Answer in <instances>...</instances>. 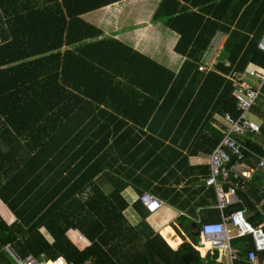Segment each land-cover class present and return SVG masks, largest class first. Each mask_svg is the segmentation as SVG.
Wrapping results in <instances>:
<instances>
[{"label":"trees","instance_id":"obj_1","mask_svg":"<svg viewBox=\"0 0 264 264\" xmlns=\"http://www.w3.org/2000/svg\"><path fill=\"white\" fill-rule=\"evenodd\" d=\"M115 1L118 0H0V169L4 168L0 172V199L16 217L10 224L0 217V264H13L5 250L7 246L19 258L31 255L53 260L61 256L72 264L87 260L89 264H204L188 241L183 240L172 249L145 221L130 225L122 214L125 204L119 190L107 197L93 183L100 169L102 142L72 141L75 126L86 120V115L80 116L77 111L91 108L86 97L98 99L106 89L107 56L129 58L134 53L138 56L135 58H141L119 40L103 38L100 29L81 18L82 14ZM259 1L220 0L216 4L217 8L230 10L233 18L237 16L238 30L229 32L221 55L236 71H243L247 62L264 67V52L256 47L262 32H254L253 40L245 45L247 34L239 31L246 28L251 16H256L255 22L264 12V3L258 6ZM174 4L172 0H163L152 20L181 34L176 51L187 54L193 61L189 66L197 70L196 62L219 26L207 20L201 28L206 36L200 34L188 46L193 31L188 32L191 28L185 17L175 16ZM189 16L193 18L194 14ZM197 21L198 27L200 16ZM207 25H211V33ZM187 47L190 49L186 53ZM142 58L153 68L161 69L150 59ZM221 103H227V112L237 114L230 96L226 94ZM72 112L79 116L70 119ZM218 143H212V151ZM241 143V163L252 165L264 157V150L249 136ZM16 158L19 161L14 164ZM77 161L71 169L70 164ZM234 163L231 158L228 166ZM39 167H46L45 185ZM67 169L64 181L57 183V177ZM72 178L76 180L68 189ZM44 186L56 189V193L65 189L66 194L57 202L48 204L45 200L43 204L38 195ZM244 188L237 190L239 196L249 195L259 203L264 182L255 180ZM87 190L90 194L86 199H74V194L82 195ZM252 192L260 196L253 197ZM248 213L247 221L264 232V202L256 209L249 207ZM40 227L50 235L51 242ZM69 229L77 230L78 238H84L89 245L76 246L66 235ZM167 242L174 245L168 238ZM230 244L239 251V260L234 264H249L251 240L234 238ZM216 256V252L212 256L207 252V264H214Z\"/></svg>","mask_w":264,"mask_h":264},{"label":"crops","instance_id":"obj_2","mask_svg":"<svg viewBox=\"0 0 264 264\" xmlns=\"http://www.w3.org/2000/svg\"><path fill=\"white\" fill-rule=\"evenodd\" d=\"M162 1L118 0L81 15L83 20L101 30L103 38L119 40L141 55V58H135L138 56L134 53L129 58L110 54L107 56L104 63V69L108 73L106 89L98 99L86 97L91 108L77 111L80 116L86 115V120L78 127L75 126L77 130L73 131L71 138L73 142H102L100 169L98 168L99 171L93 177V183L107 197L115 189L119 190V196L125 204L122 214L130 225L136 226L145 221L153 233L159 234L172 249H176L183 240L188 241L204 259V264H207V252L210 256L216 252L214 264H234V261L239 260V251L230 244L237 255L230 261L226 252L219 249L208 250L201 242L199 228L202 223L219 222L222 216L234 211H241L247 221L249 207L256 209L264 202V191H261L262 199L256 203L249 195L240 197L237 190L243 189L246 184H253L255 180L264 182V170L255 167L256 162L252 165L246 162L235 164L233 170L241 175L245 184L228 197L229 203L222 209L218 207L215 188L207 186L205 180L209 176L208 158L212 143L220 142L227 128V103H221L226 94L232 99V109L236 112V102L232 96L233 84L229 77L233 73H242L248 68L261 66L247 62L243 71H236L224 59V55L221 58L223 44L229 32L238 28L237 16L233 18L231 11L225 7H216L220 0H172L175 3L172 8L175 9V16L185 17L191 28L188 32L193 31V39L188 46L200 34L203 38L206 36L201 28L207 20L214 21L219 26L206 47H209L215 36L219 37L222 52L213 69L199 71L198 60L197 70H193L189 66L193 63L192 59L187 54L176 51L181 34L164 23L152 20ZM262 2L264 0L259 1L258 6ZM199 16L202 21L197 27ZM255 17L251 16L246 28L239 30L247 34L245 45L253 40L254 32L257 33L258 30L262 32L259 39L264 38V12L254 22ZM180 29H183L181 25ZM211 30V25H207L208 33ZM189 49L187 47L184 51L187 53ZM142 56L161 69L150 66ZM248 81L253 85L257 84L253 78H248ZM79 115L72 112L70 119ZM247 118L258 125L259 133L246 132L233 134V137L238 142H243L249 136L251 142L264 150V89L260 91ZM16 161L19 160L16 158L14 164ZM46 164L47 162L44 166ZM77 164L78 161L71 163L70 168ZM69 169L62 171V176L57 177V183L64 181L63 177ZM38 170L43 175L45 185L46 167H39ZM75 180H70L68 189ZM223 182L222 186L226 188L228 184ZM51 188H39L41 191L38 197L43 204L45 200L48 204L57 202L66 194L65 189L56 193V189ZM144 193L160 201L159 209L148 212L139 201H133ZM89 194L88 190L82 195L74 194V199H86ZM251 194L253 197L259 195L254 192ZM237 206L242 207L236 210ZM0 217L7 224L16 220L1 199ZM39 230L48 241H52L44 227ZM66 235L80 248L89 245L84 238H78L80 233L77 230L69 229ZM243 237L252 242L249 235L236 238ZM167 238L174 245H170ZM248 251L247 257L250 252H254L255 261L247 259V263L264 264V250L255 252L252 247Z\"/></svg>","mask_w":264,"mask_h":264},{"label":"built area","instance_id":"obj_3","mask_svg":"<svg viewBox=\"0 0 264 264\" xmlns=\"http://www.w3.org/2000/svg\"><path fill=\"white\" fill-rule=\"evenodd\" d=\"M257 47L264 52V38L259 39ZM221 52L222 46L220 45L219 37L215 36L209 47L201 54L197 69L202 72L212 70ZM248 78H253L257 84H251ZM229 79L233 84L232 96L236 102L237 114L235 116L228 112L225 114L227 128L223 132L220 142L209 154V176L205 180L207 186L215 188L220 209L229 203L228 197L238 188H243L245 184L241 175L233 170L235 164L241 163L242 151L244 150L242 143L238 142L233 137V134L259 133L258 125L249 120L247 114L255 104L264 85V67H252L242 73H233ZM231 158L235 159V163L228 166ZM255 167L264 170V157L258 159ZM222 182L224 184L227 183L228 186L224 188ZM133 201H139L148 212H154L161 206L160 201L148 193L137 196ZM199 232L201 242L208 250L219 249L226 252L230 261L232 258L235 259L237 257L236 250L230 246L231 240L236 237L249 235L252 238L254 251L264 250V232L260 227L255 228L248 223L241 211H234L227 216H222V220L219 222L202 223ZM5 250L10 254L13 264H72L61 256H57L53 260L36 259L31 255L19 258L10 247H5ZM247 259L254 262V252H250ZM89 262L90 260H87L83 264H89Z\"/></svg>","mask_w":264,"mask_h":264},{"label":"water","instance_id":"obj_4","mask_svg":"<svg viewBox=\"0 0 264 264\" xmlns=\"http://www.w3.org/2000/svg\"><path fill=\"white\" fill-rule=\"evenodd\" d=\"M197 234H198V232H197Z\"/></svg>","mask_w":264,"mask_h":264}]
</instances>
